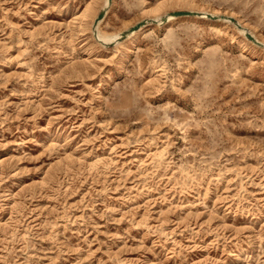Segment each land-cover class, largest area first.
<instances>
[{
    "label": "rangeland",
    "instance_id": "1",
    "mask_svg": "<svg viewBox=\"0 0 264 264\" xmlns=\"http://www.w3.org/2000/svg\"><path fill=\"white\" fill-rule=\"evenodd\" d=\"M104 2L0 0V264H264V0Z\"/></svg>",
    "mask_w": 264,
    "mask_h": 264
},
{
    "label": "bare ground",
    "instance_id": "2",
    "mask_svg": "<svg viewBox=\"0 0 264 264\" xmlns=\"http://www.w3.org/2000/svg\"><path fill=\"white\" fill-rule=\"evenodd\" d=\"M105 5H104V7L106 6H108V0H105ZM163 6V3H159V4H156V5H154V6H152L149 10V12H157L161 7ZM104 10H105V14H104V16L94 25V21H95V18L97 17H95L94 18V21H93V23H92V28H91V30H92V32H93V34L95 35V37L100 41V39L103 41V42H109V41H115L117 38H118V34H102L100 31H99V29H98V25H99V23L105 18V16H106V8H103ZM85 11H86V7H85V9H84ZM85 11L83 12V14H85ZM199 13V12H198ZM201 13H203V12H200L198 15H195V16H198V17H205L204 16V13H203V15H201ZM206 13V12H205ZM82 14V15H83ZM201 15V16H200ZM215 15V14H214ZM217 15V14H216ZM179 16H177V15H173L172 14V12H169V13H167V16L165 15V17H164V19L168 22V21H170L171 19H176V18H178ZM207 17V16H206ZM158 18V17H157ZM222 18H223V16H222ZM224 18H226V19H228L227 17H225L224 16ZM220 18L219 17H217V20H219ZM147 20V19H146ZM229 20V19H228ZM162 22V21H161ZM147 23V22H146ZM145 23V24H146ZM144 26L145 25H139L138 26V28H136V29H131V30H126L127 31V33H126V35L124 36L125 37V39H128V40H130V41H132V43H134V41H135V38H136V35L140 32V31H142L143 30V28H144ZM238 28V27H237ZM243 28V27H242ZM244 29H241L240 30V32H242L244 35H245V31H243ZM247 34V33H246ZM100 39H99V38ZM119 37H120V35H119ZM131 43V42H130Z\"/></svg>",
    "mask_w": 264,
    "mask_h": 264
},
{
    "label": "water",
    "instance_id": "3",
    "mask_svg": "<svg viewBox=\"0 0 264 264\" xmlns=\"http://www.w3.org/2000/svg\"><path fill=\"white\" fill-rule=\"evenodd\" d=\"M110 2H111V0H108V4H110ZM104 14H105V10L104 9L102 11H100V13H98L97 17L95 18L94 25L104 16ZM172 14L173 15H194V14H197L198 15L199 13L196 12V11H174V12H172ZM206 15L209 16V17H214V16H212L210 14H206ZM142 23L143 22L138 23V24L130 27L129 29H127V31L128 30H131V29L133 30V29L138 28V26L141 25ZM127 31H125L124 33H122V36L123 37L126 35ZM248 36L250 37V35H248Z\"/></svg>",
    "mask_w": 264,
    "mask_h": 264
}]
</instances>
